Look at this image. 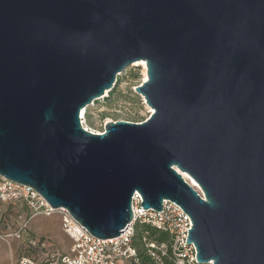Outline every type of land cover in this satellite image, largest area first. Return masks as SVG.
Masks as SVG:
<instances>
[{"label":"water","instance_id":"1","mask_svg":"<svg viewBox=\"0 0 264 264\" xmlns=\"http://www.w3.org/2000/svg\"><path fill=\"white\" fill-rule=\"evenodd\" d=\"M141 61L152 116L86 131ZM0 176L101 240L171 201L200 263L264 264V0H0Z\"/></svg>","mask_w":264,"mask_h":264},{"label":"built area","instance_id":"2","mask_svg":"<svg viewBox=\"0 0 264 264\" xmlns=\"http://www.w3.org/2000/svg\"><path fill=\"white\" fill-rule=\"evenodd\" d=\"M185 181L188 183L186 179ZM194 189L204 198L200 188ZM142 202L143 198L136 193L132 200L133 221L127 226L128 229L119 237L101 240L92 236L68 210H54L33 188L0 176V222L6 220L4 218L9 214V210L4 206L19 208L17 213L26 218L24 222L18 219L16 228L3 237L4 241L8 244L13 239L21 241L32 221L37 218H51L58 213L62 231L70 239L71 245L66 254L62 256L58 254L60 258L56 264H140L134 240L138 225H148L170 235L169 244L158 243L143 236L145 254L153 264H166L165 259L171 264H214L213 261L200 263L196 246L187 243L193 223L179 205L166 200L163 202L162 211L156 212L152 209L145 210ZM29 247L47 249L45 242H39L37 239L30 240L26 245V248ZM49 247L53 246L49 243ZM18 264L55 263L49 258L37 261L30 256H23Z\"/></svg>","mask_w":264,"mask_h":264},{"label":"rangeland","instance_id":"3","mask_svg":"<svg viewBox=\"0 0 264 264\" xmlns=\"http://www.w3.org/2000/svg\"><path fill=\"white\" fill-rule=\"evenodd\" d=\"M134 65L135 63L118 76L114 89L107 97H103L90 106L83 119L80 116L85 129L95 133H103L106 125L110 122L125 121L142 124L152 116L153 113L150 114L141 95L135 90L144 84V68ZM4 207L9 208V214L4 218L6 220L0 222V264H18L23 256H30L37 261L49 258L51 262L56 264L60 258L58 254L62 256L67 253L71 241L62 231L58 213L51 218H37L32 221L28 233L24 237L25 242L21 243L20 240L13 239L8 244L3 237L16 228L18 219L24 222L26 218L17 213L16 207ZM28 239L45 242L47 249L43 248L41 252H31L26 248ZM49 243L53 247H49Z\"/></svg>","mask_w":264,"mask_h":264},{"label":"trees","instance_id":"4","mask_svg":"<svg viewBox=\"0 0 264 264\" xmlns=\"http://www.w3.org/2000/svg\"><path fill=\"white\" fill-rule=\"evenodd\" d=\"M20 214L21 213H19V215ZM143 236H146L150 240L156 241L158 243H168L169 244L170 235L166 232L159 231V230L152 228L151 226H148V225H138L137 226L134 240H135V246L137 247V250H138L139 262H140V264H153L152 261L145 254L144 245L142 243ZM39 242H41V241L39 240ZM27 249H29L31 252H41L42 251V249L40 247H37V248L29 247ZM49 249H51V248H49ZM165 263L171 264L166 259H165Z\"/></svg>","mask_w":264,"mask_h":264},{"label":"bare ground","instance_id":"5","mask_svg":"<svg viewBox=\"0 0 264 264\" xmlns=\"http://www.w3.org/2000/svg\"><path fill=\"white\" fill-rule=\"evenodd\" d=\"M134 66H143V68H144V80H143V82H146L147 79H148L146 62H144V61L136 62ZM135 90H136V88H135ZM136 92H137V91H136ZM108 94H109V92L106 93V95L104 96V98L107 97ZM141 97H142V99H143L144 105H145L146 108L150 111V114L154 113V110H153L151 107H149L148 104L146 103L145 98H144L142 95H141ZM84 113H85L84 111L81 113V118H82V119H83ZM93 133H95V132H93ZM100 133H101V132H96V134H100ZM182 175H183V177L188 181V183H189L193 188H198V189H199L198 184H197V183H196V182H195V181H194L189 175H187V174H185V173H183Z\"/></svg>","mask_w":264,"mask_h":264},{"label":"crops","instance_id":"6","mask_svg":"<svg viewBox=\"0 0 264 264\" xmlns=\"http://www.w3.org/2000/svg\"><path fill=\"white\" fill-rule=\"evenodd\" d=\"M6 209L9 210V208H6ZM18 209H19V208H18ZM18 209H17V210H18ZM20 215H21V214H20ZM27 233H28V232L24 233L23 238H22V240H21V243L25 240L24 237H25V235H27ZM29 239H30V237H29ZM29 239H28V241H29ZM26 241H27V239H26ZM24 242H25V241H24ZM24 244H25V243H24Z\"/></svg>","mask_w":264,"mask_h":264}]
</instances>
